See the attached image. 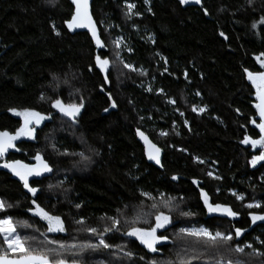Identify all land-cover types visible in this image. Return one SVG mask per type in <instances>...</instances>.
Masks as SVG:
<instances>
[{"label":"trees","instance_id":"trees-1","mask_svg":"<svg viewBox=\"0 0 264 264\" xmlns=\"http://www.w3.org/2000/svg\"><path fill=\"white\" fill-rule=\"evenodd\" d=\"M126 2L140 17L126 15ZM92 11L104 45L100 57L109 60V85L96 66L90 36L68 29L74 15L69 0H0V131L15 133L23 123L12 108L49 117L32 125L33 139L16 140L19 151L0 157V165L17 160L36 165L39 153L52 169L29 177L38 189L33 196L19 177L0 167V199L12 205L0 218L27 221L32 227L18 226L21 235L46 232V221L28 211L35 200L63 221L65 232L48 233L50 239L75 237L79 243H98L84 229L102 231L111 225L107 217L118 218L119 231L104 239L120 247L85 249L75 257L81 264L176 260L183 247L177 233L184 227L232 234L233 240L219 248L226 259L264 264V256L253 253L264 252V221L253 223L250 216L264 214V161L255 167L249 163L264 149L241 143L245 136H260L253 123H259L256 89L247 72H264L257 59L264 60V24L259 23L264 0L251 5L249 0H203L202 7H184L178 0H94ZM121 35L129 51L122 54L114 43ZM57 98L82 103L75 121L52 107ZM138 130L163 150V169L147 161ZM80 152L86 161L73 155ZM201 190L210 203L237 215L207 218ZM168 197L174 199L165 207ZM253 202L260 207H246ZM157 211L170 215L172 224L160 230L169 242L153 253L124 233L137 216L134 226L149 228ZM81 219L83 225L77 223ZM236 228L243 230L238 239ZM237 245L244 247L243 254L228 251Z\"/></svg>","mask_w":264,"mask_h":264},{"label":"snow or ice","instance_id":"snow-or-ice-1","mask_svg":"<svg viewBox=\"0 0 264 264\" xmlns=\"http://www.w3.org/2000/svg\"><path fill=\"white\" fill-rule=\"evenodd\" d=\"M73 4L76 6L75 14L72 16L71 21L68 23L70 29L76 27H86L92 34L93 40L97 47L103 48L104 45L99 38V35L96 31L95 24L88 11V0H72ZM196 4H200L201 0H194ZM49 3H54V0H49ZM145 3H148V0H145ZM181 4L189 3V0H180ZM252 0H249V5H251ZM127 13L129 17L133 14V9L135 5L132 3H127ZM139 15V13H135ZM207 15V11L205 10ZM260 24H264V17H261L259 20ZM253 28L257 27V23H253ZM58 34V33H57ZM223 36L224 34L221 33ZM226 38V37H225ZM116 47H120V42H114ZM264 56V54H261ZM258 61L261 64V67L264 68V60H260L257 57ZM96 66L100 69L101 72L107 73L109 60L101 59L100 56L96 57ZM124 68L135 71L132 65L124 64ZM247 71V70H246ZM143 74V73H142ZM248 79L251 81L253 87L256 89V97L258 103H256L255 108L259 116V123L253 121L255 126L259 129V139H251L248 136H245L241 143L251 144L253 148L259 146V148L264 149V72H247ZM55 79V77H54ZM107 75L105 76V82H107ZM67 83V81H65ZM199 93H197L198 95ZM43 99V96L41 97ZM111 100V96H109ZM169 103H175L173 100H169ZM82 103H68L65 104L61 99L57 98L52 101V107L57 109L62 115L68 117L69 119L75 121L76 116L79 114ZM112 107H115V104H112ZM9 111L22 118L23 123L15 131V133H10L7 130L0 131V157H3L9 149L16 148L15 141L21 137H27L29 139L34 138L35 128L32 127L33 124L39 125L43 120L48 119L42 115L40 112L31 109H22L18 110L15 108L9 109ZM107 111V109H105ZM193 111L197 109L193 108ZM199 111L203 112L204 109L201 108ZM183 115V113H181ZM162 135L164 133H161ZM138 135L141 138L147 140L144 137L143 133L138 130ZM152 147V152L149 154V159H153L156 163H159V149L154 145ZM19 151V149H16ZM67 155L68 153H64ZM73 155H79L81 160L86 161L88 157L83 153H73ZM37 161L36 165H27L22 164L20 161H10L5 162L0 165L9 169L13 175L19 177L23 182L24 188L31 193L33 196H36L38 191L37 188L31 187L29 184V177L31 176H41L45 172H51L52 169L49 165L41 158L39 153L34 157ZM264 161V151H260L259 155H254L249 162L253 167L258 163ZM203 163L202 160L199 161ZM209 176L212 173H208ZM173 180L177 177L173 176ZM194 184H197L196 180H193ZM49 187H52L50 185ZM142 196H147L152 198L150 194L141 193ZM236 195L238 200L243 199L242 195ZM201 198L204 201L205 207L209 213H221L229 217H235L236 212L228 206L221 204H212L209 202L207 193L201 190ZM173 197H168L164 201V206L168 207ZM33 208H30L28 211L34 216H38L41 220L46 221L47 229L46 232H39V235H21L17 231L18 226L24 228L32 227L27 221H14L11 216H5L0 218V264H81V262L75 257L80 255L85 249L96 250L98 248L110 249L113 247L119 248L120 246H113L107 243L104 239L105 234L109 232L119 231V219L116 217H107L111 221L109 227H105L102 231H98L95 227H87L84 230L92 236H95L98 240V243H79L76 241L75 237L72 238L71 242L59 240V239H50L48 233H63L65 232V227L63 221L59 216H55L46 211L43 207L36 203L35 200L32 201ZM12 207L6 201L0 199V212H4L7 208ZM80 207V205H76ZM153 209L157 208V205L153 203L151 205ZM248 208H259L260 204L258 202L249 203L246 205ZM119 212V210H118ZM182 215H190V213H181ZM251 220L253 223L256 221H264V214H250ZM139 221V217H134L130 222V227L124 233L128 237H135L136 240L140 242L149 252H158L159 249L157 245L165 244L168 241V237L164 235L160 230H164L168 225L172 224V217L165 214L162 211H157L155 213V223L149 228H139L134 225ZM147 223V220H144ZM77 223L83 225L84 220L81 219ZM34 232H37V229H33ZM243 230L240 228L235 229V238H239L242 235ZM160 233V234H158ZM177 238L182 241L183 247L180 248L176 253V260H166V261H152V264H194L196 261H202L203 264H246L245 261L241 259H232L225 258L224 254L219 251V248L222 244L233 240L232 234H225L220 231L212 232L206 227H184L180 228L177 233ZM248 248H252L251 244L246 245ZM228 251H234L238 254L244 253L243 246H235V248H228ZM253 253L256 256H264V252L253 249ZM124 255L131 256L132 253L125 252ZM72 256L73 259L69 260L68 257ZM103 264V262H100Z\"/></svg>","mask_w":264,"mask_h":264},{"label":"water","instance_id":"water-1","mask_svg":"<svg viewBox=\"0 0 264 264\" xmlns=\"http://www.w3.org/2000/svg\"><path fill=\"white\" fill-rule=\"evenodd\" d=\"M93 1H94V0H88V11H89V14H90V16H91V18H92V20H93V22H94V24H95L96 31H97V33H98V35H99V38L101 39V41H102V43H103V40H102V38H101V33H100V30H99V27H98V25H97V23H96V21H95L94 16H93V11H92ZM178 1L180 2V0H178ZM69 2H70V3L72 4V6L74 7V14H75L76 6H75V4H73L72 0H69ZM202 4H203V0H201V3H200V4H196V3L194 2V0H189V3L182 4V5H183L184 7H192V6H195V7H202ZM207 16H208V13H207ZM208 17H209V16H208ZM67 26H68V25H67ZM68 29H69V31H70L71 33H73V34H75V33H87V34L90 36V38H91V40L93 41V44H94V46H95V48H96V51H95V52H96L95 60H96V57H97V56H100V52H101V50H102L103 48H100V47H97V46H96L95 41L93 40L92 34H91V32L89 31L88 28H86V27H76V28H72V29H70V28L68 27ZM2 54H3V53H0V57L2 56ZM102 73H103L104 79H105V76H106V75H107V78H108V71H107V73H104V72H102ZM106 83H107V85H109V80H108V79H107V82H106ZM139 131L142 132L143 135H144V137L147 138V140L141 138V136L138 135V131H137V140L139 141V143H140V144L142 145V147L144 148V152H145V156H146L147 161H148L150 164L154 165L155 167L160 168V169H163V167H162L163 154H164L163 150H162L157 144H155L154 141H153V140H152V139H151V138H150L145 132H143V131H141V130H139ZM14 143H15V142H14ZM15 145H16V148L9 149L8 152L5 153V155H4L3 157H1V158L7 159L8 156H9L10 154L16 152L17 144L15 143ZM152 145H154L156 148L159 149V163H156V161L153 160V159H149V154L152 152V147H151ZM209 217H210V213H208L207 218H209Z\"/></svg>","mask_w":264,"mask_h":264},{"label":"rangeland","instance_id":"rangeland-1","mask_svg":"<svg viewBox=\"0 0 264 264\" xmlns=\"http://www.w3.org/2000/svg\"><path fill=\"white\" fill-rule=\"evenodd\" d=\"M127 3H130V2H126V3H124V6H125V8L127 9V7H126V4ZM133 4V3H132ZM128 11V10H127ZM133 11V14L130 16L132 19L133 18H137V17H140L139 15H136L135 13H137L136 12V10H135V8L132 10ZM116 41H119L120 42V47H118L119 48V50H120V54H122L123 53V51H125V52H129L128 51V45H127V43H128V40H126V38L124 37V36H118L117 37V39H116ZM133 67V66H132ZM173 104V103H172ZM33 125H35V124H33ZM210 173H212V175L214 176V172H210Z\"/></svg>","mask_w":264,"mask_h":264}]
</instances>
